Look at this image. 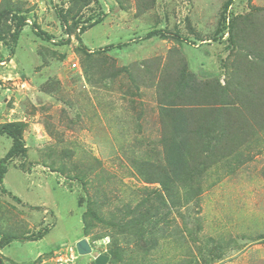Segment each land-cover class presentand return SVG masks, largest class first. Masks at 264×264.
I'll return each instance as SVG.
<instances>
[{
    "label": "rangeland",
    "instance_id": "obj_1",
    "mask_svg": "<svg viewBox=\"0 0 264 264\" xmlns=\"http://www.w3.org/2000/svg\"><path fill=\"white\" fill-rule=\"evenodd\" d=\"M0 32V264H264V0H0Z\"/></svg>",
    "mask_w": 264,
    "mask_h": 264
},
{
    "label": "trees",
    "instance_id": "obj_2",
    "mask_svg": "<svg viewBox=\"0 0 264 264\" xmlns=\"http://www.w3.org/2000/svg\"><path fill=\"white\" fill-rule=\"evenodd\" d=\"M226 8H227V6H226ZM226 8H225V10H226ZM15 17H16V26H15L16 29L13 32L9 33V37L12 38L13 40L17 39L20 27L25 25V18L24 17H22V16H15ZM100 21L101 20L99 18L93 19L92 22L90 24H88L87 26H81L80 25L79 28H77V29L79 30V33L82 34L87 29H89L90 27H93L94 25L100 23ZM63 23H66V21L63 20ZM40 34L44 35L42 33H40ZM40 34H38V35H40ZM44 36H45V39H47V40L51 39L50 36L47 34H45ZM152 36H154V32H149L147 34V38L152 37ZM0 40L5 41V38L2 36V34H0ZM109 47L110 46H108L107 49H109ZM117 47H120V46H117ZM111 48H114V46H112ZM1 135H6L8 138L11 139L12 143H11V146H10L8 152L6 153L3 161L0 163V183L2 182L3 175L6 173V170H7L5 162L6 161L8 162V161L12 160L13 158L18 157L20 155H23L26 151L25 145L23 144V141H22V128L19 124H17V123H6V124L1 125L0 126V136ZM224 136H226V135H224ZM170 151L175 152L174 150H170ZM169 155H170V153H169ZM180 156H182L181 152L180 153L177 152L178 159L182 158V160H185V157H180ZM174 157H175V155L171 154V156H169L168 159L172 160ZM2 191L5 192V189L2 188ZM145 218H146V216H144L142 220L138 221V224H135L134 227L138 228V226H142V229H143L144 226L147 224V222L144 221ZM143 233H144V231H143Z\"/></svg>",
    "mask_w": 264,
    "mask_h": 264
},
{
    "label": "water",
    "instance_id": "obj_3",
    "mask_svg": "<svg viewBox=\"0 0 264 264\" xmlns=\"http://www.w3.org/2000/svg\"><path fill=\"white\" fill-rule=\"evenodd\" d=\"M76 251L78 253V255L80 256H86V255H90L92 253V248L89 245V243L87 242V240L82 239L79 242L76 243L75 245ZM109 258L107 256L104 255H98L95 260L94 263L95 264H107Z\"/></svg>",
    "mask_w": 264,
    "mask_h": 264
}]
</instances>
